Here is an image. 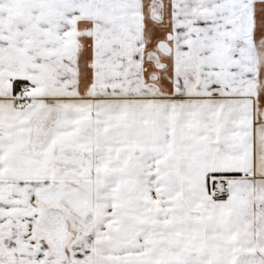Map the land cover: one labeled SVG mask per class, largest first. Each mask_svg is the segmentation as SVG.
<instances>
[{
	"label": "snow or ice",
	"instance_id": "snow-or-ice-1",
	"mask_svg": "<svg viewBox=\"0 0 264 264\" xmlns=\"http://www.w3.org/2000/svg\"><path fill=\"white\" fill-rule=\"evenodd\" d=\"M0 264H264V0H0Z\"/></svg>",
	"mask_w": 264,
	"mask_h": 264
}]
</instances>
